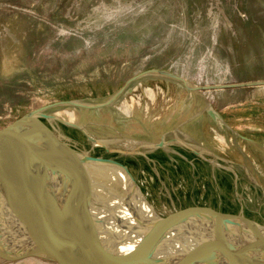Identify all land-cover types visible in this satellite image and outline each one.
I'll return each instance as SVG.
<instances>
[{
    "label": "rangeland",
    "instance_id": "374dc122",
    "mask_svg": "<svg viewBox=\"0 0 264 264\" xmlns=\"http://www.w3.org/2000/svg\"><path fill=\"white\" fill-rule=\"evenodd\" d=\"M152 69L197 86L264 79V0H0V128L56 101L103 102ZM49 112L105 141L160 215L236 216L243 203L264 225V85L195 92L151 75L111 106ZM55 127L79 150L105 151ZM164 133L165 148L145 146ZM17 262L60 264L0 248V264Z\"/></svg>",
    "mask_w": 264,
    "mask_h": 264
},
{
    "label": "water",
    "instance_id": "95a60500",
    "mask_svg": "<svg viewBox=\"0 0 264 264\" xmlns=\"http://www.w3.org/2000/svg\"><path fill=\"white\" fill-rule=\"evenodd\" d=\"M151 75L176 79L195 92L264 85L261 79L197 86L152 69L130 78L103 102L56 101L0 128L1 249L13 257H39L60 264H264V225L245 216L243 203L236 216L202 215L196 208L160 215L126 166L114 159L119 157H107L112 150L105 141L96 140L85 125L49 112L59 107L111 106L134 81ZM206 110L215 123L222 121L208 103ZM57 125L80 131L105 151L96 156L93 148L79 150L58 132ZM168 134L145 146L165 148ZM142 154L147 157V152ZM93 166L126 172L135 189L126 191L123 205L104 197L92 175ZM104 183L111 182L107 178Z\"/></svg>",
    "mask_w": 264,
    "mask_h": 264
},
{
    "label": "bare ground",
    "instance_id": "6f19581e",
    "mask_svg": "<svg viewBox=\"0 0 264 264\" xmlns=\"http://www.w3.org/2000/svg\"><path fill=\"white\" fill-rule=\"evenodd\" d=\"M126 112L129 113V111H126ZM91 170H93L92 171V175H94L97 187L103 192L104 197H108L109 199H112L113 200L112 202L114 204L115 203H120V204L123 205V197L125 196L126 191L130 190V188L133 187L132 181L129 178V176L128 175L122 176L118 172V170L120 171V169L111 168V167H96V166H93ZM105 170H108V171L106 172ZM248 177H249V175H248ZM107 178H109V180L111 182L110 185L108 184L109 186L105 185V183H104V180L107 179ZM107 187H109V191H112L113 193H107L108 192ZM133 189H135V188L133 187ZM114 193L118 197L112 196V194H114ZM136 204L139 205L140 207H143L142 203L140 201L139 202L136 201ZM3 207L5 208V206H3ZM144 208H147V205H144ZM5 211H6L5 212L6 216L7 215L10 216V213H8V210L6 209ZM25 263L26 262H24V264ZM17 264H21V263L17 262Z\"/></svg>",
    "mask_w": 264,
    "mask_h": 264
}]
</instances>
